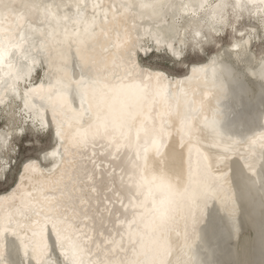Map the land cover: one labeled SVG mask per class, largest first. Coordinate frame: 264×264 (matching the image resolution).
Returning a JSON list of instances; mask_svg holds the SVG:
<instances>
[{
    "label": "bare ground",
    "instance_id": "obj_1",
    "mask_svg": "<svg viewBox=\"0 0 264 264\" xmlns=\"http://www.w3.org/2000/svg\"><path fill=\"white\" fill-rule=\"evenodd\" d=\"M98 6L102 10L97 12ZM126 35L131 37L127 43L139 51L156 50L169 58L166 99L174 108L182 105L187 120H194L199 129L195 137L184 136L187 146L178 149L177 125L166 118L170 135L162 141L161 153L172 137L167 152L174 150L177 157L182 153L192 162L182 195L156 184L145 185L141 178L128 182L140 197L137 206L143 209L131 225L137 247L143 245L160 264H222L225 245L236 249L241 264H255L256 247L257 264H264V167L256 175L243 171L239 179L234 178V193L227 200L217 198L218 188L203 192V169L196 172L198 148L201 153L220 154L224 151L217 147L221 141L247 144L264 136V0H0V61L7 60L2 75L6 81L0 84V101L7 103L0 107V119L7 117L12 123L40 118L58 95L70 96L74 91L88 103L82 89H71L54 76L48 78L53 91L43 99L25 95V90L40 60L49 61L50 49L74 50L78 45L102 43L104 55L115 54L119 60ZM225 36L229 41L222 44L219 40ZM192 57L198 60L191 61ZM89 83L86 79L85 87ZM93 92L98 103L112 95L94 85ZM152 94L153 86L137 83L121 89L112 102L132 111L136 100ZM20 105L26 110L17 112ZM72 106L79 111L74 100ZM65 115L72 118L68 112ZM91 115L86 111L83 118ZM42 167L46 171L47 166ZM68 171L71 174V168ZM88 206L95 207V202ZM206 208H213L210 222ZM100 231L109 236V229L97 223L96 232ZM111 235L119 240L115 231ZM96 239L104 243L98 234Z\"/></svg>",
    "mask_w": 264,
    "mask_h": 264
},
{
    "label": "snow or ice",
    "instance_id": "obj_2",
    "mask_svg": "<svg viewBox=\"0 0 264 264\" xmlns=\"http://www.w3.org/2000/svg\"><path fill=\"white\" fill-rule=\"evenodd\" d=\"M113 27L115 23L108 35ZM130 38L126 35L119 60L115 54L104 55L102 43L50 49L48 63L25 95L43 99L53 91L46 77L54 76L87 94L88 104L80 102L79 111L72 106L71 96L61 94L40 118L12 123L7 117L0 119V264H160L134 242L131 225L143 209L128 182L141 178L145 185L156 184L182 195L192 162L182 153L177 157L174 150L161 155L162 141L170 135L166 118L177 125L181 139L195 137L199 129L194 120H187L182 105L174 108L166 99L169 58L156 50L139 51L127 43ZM117 41L119 46V37ZM137 83L153 86V94L136 100L134 110L112 102L121 89ZM93 85L112 95L98 103ZM5 103L0 101V107ZM23 110L26 106L20 105L17 112ZM86 111L92 113L87 120ZM24 142L29 145L26 149ZM217 147L224 151L211 154L197 149L196 172L203 169V192L218 188L217 198L227 200L234 193V178L239 179L243 171L256 175L264 167V137L247 144L221 141ZM45 161L53 163L55 171L46 172ZM92 202L95 207L88 206ZM212 211L206 208L209 222ZM97 223L109 229L108 237L96 232ZM97 234L104 243L97 241Z\"/></svg>",
    "mask_w": 264,
    "mask_h": 264
},
{
    "label": "water",
    "instance_id": "obj_3",
    "mask_svg": "<svg viewBox=\"0 0 264 264\" xmlns=\"http://www.w3.org/2000/svg\"><path fill=\"white\" fill-rule=\"evenodd\" d=\"M101 10H102V6H98L97 12L101 11ZM99 19L102 20L103 16H100ZM104 19H107V18H104ZM20 37H21V35H18V38H20ZM13 53H15V51H12V53H10L9 60L14 56ZM6 61H7L6 59L0 61V84L3 83V81H6V77H2V75L4 74V69H5L4 66L6 65ZM47 63H48V59L44 58V59L40 60V64H39V66H38V68L36 70V73H34L33 76H32L34 78L30 79V82L27 84L28 88L30 87L29 84L34 83L36 81L38 71L40 69L44 68ZM190 73H191V71H189V72L187 71L186 72V74H188V76H190ZM76 74H78V71H77ZM46 78L48 79L49 76H47ZM70 96L72 97V101L74 100L78 107H79V103L80 102H82L85 106H87L88 103H86L87 102L86 98L84 96H82L81 94H79L78 92L74 91V92L71 93ZM262 133H264V127L262 128ZM172 139L173 138L171 137L165 142L166 144H164V148L162 150L163 152L161 153V155H163L165 152H167V150L169 149L170 144L172 142ZM186 146H187L186 138L181 140V137H179L178 138V149H184V148H186ZM123 151L124 150H121V154H123ZM132 155H133V153H132ZM132 155H131V152H129V156L131 157ZM43 166H47L46 172H48V170H50V169L52 171H55V167H54L53 163H51L49 161L45 162ZM242 225H243V227H245L244 226V222H243ZM254 243L256 244L257 242H254ZM258 249L256 247L253 248V254L255 256V264H257V260L260 259V254H259V250ZM222 253H224V255H223L224 261H223L222 264H236V263L237 264L238 263L241 264L240 256L236 253V249L230 247V245H225V247L222 249ZM170 258H172V256H170ZM85 264H87V263L85 262Z\"/></svg>",
    "mask_w": 264,
    "mask_h": 264
},
{
    "label": "rangeland",
    "instance_id": "obj_4",
    "mask_svg": "<svg viewBox=\"0 0 264 264\" xmlns=\"http://www.w3.org/2000/svg\"><path fill=\"white\" fill-rule=\"evenodd\" d=\"M219 41H222V44H226V43H228V41H229V36H225L224 38H222V40H219ZM210 51H214V49L211 48ZM215 51H216V50H215ZM258 51H259V49H258ZM190 60H191V61H192V60H193V61H196V60H198V58H196V57H192ZM190 60H189V61H190ZM26 148H28V146L26 145V142H25V143H24V149H26ZM24 149H21V151H23ZM9 182H11V181H9Z\"/></svg>",
    "mask_w": 264,
    "mask_h": 264
},
{
    "label": "clouds",
    "instance_id": "obj_5",
    "mask_svg": "<svg viewBox=\"0 0 264 264\" xmlns=\"http://www.w3.org/2000/svg\"><path fill=\"white\" fill-rule=\"evenodd\" d=\"M238 2H239V3H244V2H245V0H238ZM247 2H249V3H250V2H252V0H247Z\"/></svg>",
    "mask_w": 264,
    "mask_h": 264
}]
</instances>
